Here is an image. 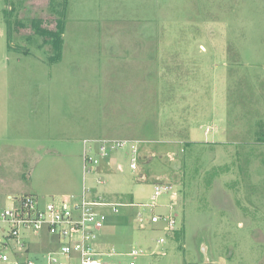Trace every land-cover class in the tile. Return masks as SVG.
Returning a JSON list of instances; mask_svg holds the SVG:
<instances>
[{
    "label": "rangeland",
    "instance_id": "374dc122",
    "mask_svg": "<svg viewBox=\"0 0 264 264\" xmlns=\"http://www.w3.org/2000/svg\"><path fill=\"white\" fill-rule=\"evenodd\" d=\"M105 137L142 143L137 171L124 150L82 176V141ZM155 185L171 235L137 206ZM83 187L127 205L101 210L111 264H264V0H0V209Z\"/></svg>",
    "mask_w": 264,
    "mask_h": 264
},
{
    "label": "built area",
    "instance_id": "2783aa9c",
    "mask_svg": "<svg viewBox=\"0 0 264 264\" xmlns=\"http://www.w3.org/2000/svg\"><path fill=\"white\" fill-rule=\"evenodd\" d=\"M142 143L131 139L96 138L82 141V171L83 177L98 175L97 170L103 162L110 163L113 155L124 153L128 157V167L137 171L140 163V148ZM118 171L122 166L118 164ZM83 188L79 199L71 196L68 200L49 198L42 203L36 196L7 197L10 206L0 209V221L3 241L0 245V264H111L105 258L116 255L114 251L102 252L95 242L97 233L101 231L106 221V215L101 211L109 208L112 214H117L119 208L127 206L119 203H106L100 197L89 198ZM169 185H155L153 195L147 204H138L150 215L148 224L160 225L164 235L176 231V221L171 214H157L160 207L158 199L169 194L171 201L175 200V192ZM171 210V206H169ZM137 221L141 228L146 225L141 214ZM28 235L23 236L24 233ZM49 236V247L42 251V261L29 257L36 248L40 235ZM157 244L165 242L164 237L157 239ZM141 251L133 250L126 254L136 264L135 259L142 256ZM159 254H163L159 252Z\"/></svg>",
    "mask_w": 264,
    "mask_h": 264
},
{
    "label": "trees",
    "instance_id": "16d2710c",
    "mask_svg": "<svg viewBox=\"0 0 264 264\" xmlns=\"http://www.w3.org/2000/svg\"><path fill=\"white\" fill-rule=\"evenodd\" d=\"M62 19H60L58 22H56V25L54 27L53 30L51 31H46V37H48V39H51L53 45L56 48L57 51V57L59 56L60 52H61V47H62V34L64 32V28H65V13L62 14ZM7 42H8V47L11 48V26H10V22L7 19ZM13 48V47H12ZM130 203L131 199L129 200Z\"/></svg>",
    "mask_w": 264,
    "mask_h": 264
},
{
    "label": "crops",
    "instance_id": "0c3cea01",
    "mask_svg": "<svg viewBox=\"0 0 264 264\" xmlns=\"http://www.w3.org/2000/svg\"><path fill=\"white\" fill-rule=\"evenodd\" d=\"M105 138H110V137H105ZM98 139V138H97ZM81 145H82V143H81ZM120 155H122V154H116V158H118V157H120ZM111 161H110V163H107V162H103L102 164H101V166L98 168V170H97V174L98 173H102V172H104L105 170H108L109 168H111ZM117 166H118V164H116V166H115V168H117ZM117 170V169H116ZM123 170V169H122ZM82 176H83V171H82ZM84 179V178H83ZM84 181V180H83ZM84 188V187H83ZM83 192V191H82ZM76 195H82V194H78V193H76ZM86 195L89 197V198H94V197H91V195H90V193H89V190L87 191V193H86ZM8 197V196H7ZM129 202V205L130 206H135L134 204H133V200H131V202L132 203H130V201H128Z\"/></svg>",
    "mask_w": 264,
    "mask_h": 264
}]
</instances>
